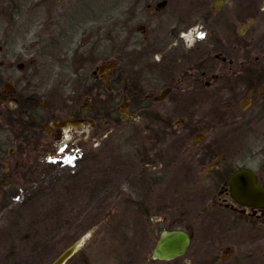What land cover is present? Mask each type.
Instances as JSON below:
<instances>
[{
    "label": "rangeland",
    "instance_id": "374dc122",
    "mask_svg": "<svg viewBox=\"0 0 264 264\" xmlns=\"http://www.w3.org/2000/svg\"><path fill=\"white\" fill-rule=\"evenodd\" d=\"M196 2L172 0V7L182 5L186 11ZM35 3L29 1L27 13L29 55L13 58V86H5L3 93L22 88L24 96L38 98L54 119L64 118L74 112L64 103L71 94V76L55 74L59 66L50 74L43 64L37 44L39 15L31 6ZM126 3L106 2L114 20ZM263 5L264 0H253L254 57L264 54V11L255 12ZM235 30L244 34L245 27ZM106 61H111V54L102 60ZM21 63L28 76V84L22 86L16 82ZM78 63L79 59L72 60L70 66ZM94 94L86 100L78 92L77 104L95 109ZM212 95L205 92L200 104L193 98L186 109L179 102L165 110L162 115L171 117L169 126L139 119L122 124L115 114L104 132L97 121L95 130L84 125L82 132L55 143L54 134L47 136L55 146L70 139L65 147L74 146L73 155L67 150L54 155L49 148L37 154L12 151L5 163L8 170H2L3 180L10 184L0 183V264H51L85 235L66 264H264V218L225 211L216 200V183L205 177L207 164L201 165L203 155L217 153L224 159L235 158L234 168L257 172L264 168V138L229 123L233 113L245 112V93L231 110L226 107V93L216 96L218 101ZM180 119L191 122L180 125ZM260 128L264 132V123ZM4 134L0 131V139ZM15 136L19 138L14 132ZM163 230L190 235L182 257L168 262L150 259Z\"/></svg>",
    "mask_w": 264,
    "mask_h": 264
},
{
    "label": "flooded vegetation",
    "instance_id": "af4514ba",
    "mask_svg": "<svg viewBox=\"0 0 264 264\" xmlns=\"http://www.w3.org/2000/svg\"><path fill=\"white\" fill-rule=\"evenodd\" d=\"M29 1L0 0V131H5L0 139V183L10 184L3 180L2 170H8L5 163L12 158V151L37 154L49 148L54 155L65 150L73 155L76 148L65 147L70 139L62 146L54 143L82 132L84 125L89 131L95 130L97 121L104 125V132L115 114L122 124L139 119L169 126L171 117L163 118L165 110L179 102L186 109L193 98L200 104L205 92L213 93L214 101L226 93L229 109L245 93V112L237 116L233 113L229 123L252 130L248 133H262L264 138V132L259 131L264 123V54L253 56L252 25L257 18L253 0H197L195 8L190 6L186 11L181 10L182 5L172 7V0H125L116 20L106 5L108 0H36L31 6L39 15L37 44L43 64L50 74L59 66L55 74L71 76V94L64 103L74 112L57 119L38 98L24 96L22 88L3 93L13 81V58L29 55ZM263 11L264 5L255 12ZM238 26L245 27L244 34L236 33ZM109 54L111 61L102 62ZM75 59L80 63L72 68L71 61ZM111 63L114 65L108 67ZM16 69L21 74L16 82L27 85L24 64ZM78 92L86 100L95 93V109L79 106L75 99ZM32 104L37 111L30 116ZM65 119H75L80 125L52 126ZM190 122L179 120L180 125ZM14 132L19 138L12 137ZM51 134L53 144L48 140ZM234 160L217 153L202 156L201 165L207 164L206 179L217 185L216 200L230 214L264 218L263 210L237 205L226 186L232 173L247 169L264 188V168L261 166L257 172L245 166L234 168Z\"/></svg>",
    "mask_w": 264,
    "mask_h": 264
},
{
    "label": "water",
    "instance_id": "95a60500",
    "mask_svg": "<svg viewBox=\"0 0 264 264\" xmlns=\"http://www.w3.org/2000/svg\"><path fill=\"white\" fill-rule=\"evenodd\" d=\"M111 63L108 67H112ZM129 117H132L129 114ZM80 125L75 119H65L52 123L54 127H68ZM228 193L233 201L245 208L264 211V188L257 183L256 176L247 169H240L232 173L226 180ZM87 235L79 239L75 244L64 250L51 264H66L80 249ZM191 243L190 235L183 230H163L159 233L155 245L151 251L150 259L154 261H172L182 257Z\"/></svg>",
    "mask_w": 264,
    "mask_h": 264
},
{
    "label": "trees",
    "instance_id": "16d2710c",
    "mask_svg": "<svg viewBox=\"0 0 264 264\" xmlns=\"http://www.w3.org/2000/svg\"><path fill=\"white\" fill-rule=\"evenodd\" d=\"M29 109H30V116H31V113H33L34 111H37V107L35 104L30 105Z\"/></svg>",
    "mask_w": 264,
    "mask_h": 264
}]
</instances>
